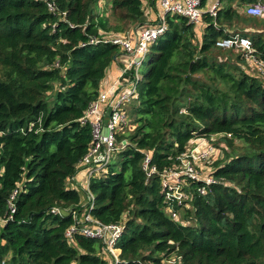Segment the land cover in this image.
Segmentation results:
<instances>
[{
	"label": "trees",
	"instance_id": "trees-1",
	"mask_svg": "<svg viewBox=\"0 0 264 264\" xmlns=\"http://www.w3.org/2000/svg\"><path fill=\"white\" fill-rule=\"evenodd\" d=\"M47 1L54 11L41 0H0V260L113 264L99 239L65 235L81 199L67 182L91 140L81 117L120 53L104 36L143 24V2L154 9L157 0ZM255 1L218 0L199 25L165 15L128 107L134 127L117 136L126 144L107 173L89 181L91 214L123 226L116 264H160L172 253L185 264H264V77L243 68V53L215 45L251 23V54L264 60V15L251 20L234 7ZM210 134L230 152L204 193L189 181V207L173 219L157 173L146 180L144 156L158 172L174 168L190 138Z\"/></svg>",
	"mask_w": 264,
	"mask_h": 264
},
{
	"label": "built area",
	"instance_id": "built-area-1",
	"mask_svg": "<svg viewBox=\"0 0 264 264\" xmlns=\"http://www.w3.org/2000/svg\"><path fill=\"white\" fill-rule=\"evenodd\" d=\"M48 9L54 11L55 5L47 0ZM156 21L136 27L134 36L125 33H108L104 36L105 42H111L119 47V51L127 55L126 64L122 67L120 76L111 85L102 88V79L97 97L91 101L81 117L91 128V140L87 152L76 165L77 171H83L86 177L84 195L86 201L79 209L71 210L74 222L66 229L65 235L71 239L74 233L86 237L99 239L102 243L101 255L111 256L113 264L117 263L119 254L116 243L122 233L121 223H103L91 214L94 206V194L89 189V181L93 177H99L108 171L109 164L116 159L117 153L122 149L126 140L117 141V136L134 126L131 123L128 106L136 98L139 82L143 75L140 72L150 45L165 31V15H180L189 23L198 24L202 15L208 12L215 16L219 6L218 0L205 7L201 0H157ZM243 12L252 17L264 15V0H256L245 6ZM215 45L220 48H239L244 57L251 61L252 70L264 77V60L252 56V45L248 37L239 33H232L228 37L218 39ZM116 58V57H115ZM200 135L190 138L185 150L177 156V164L174 168L156 171L154 165H150V154L146 153L142 162L146 180L157 173L161 190L166 201L165 211L171 218L178 220V210H173L171 203L175 202L180 208L189 207V194L186 188L189 181H202L204 185L198 188L201 193L205 192V185L215 182L211 175L214 167L209 168L208 162L215 152L213 146L216 136ZM76 171V172H77ZM76 174V173H75ZM74 175L68 179L72 181ZM73 188L72 186H70ZM16 194L14 190L10 196V212L14 211L12 200ZM70 210V209H66ZM65 210V213L67 212ZM59 208H52V212H59ZM4 220L0 219V223ZM0 264H8L7 258H2ZM160 264H185L180 254H170L163 258Z\"/></svg>",
	"mask_w": 264,
	"mask_h": 264
},
{
	"label": "rangeland",
	"instance_id": "rangeland-1",
	"mask_svg": "<svg viewBox=\"0 0 264 264\" xmlns=\"http://www.w3.org/2000/svg\"><path fill=\"white\" fill-rule=\"evenodd\" d=\"M216 0H212V2L211 3H209V5H211V4H213L214 2H215ZM105 3V1L104 0H101V1H99V3H98V8L99 7H107V5H105L104 4ZM143 3H145V2H143ZM208 5V6H209ZM219 6H220V3H219ZM218 6V7H219ZM241 6H243V5H241ZM234 7H236V9L239 11V14H243V15H246L244 12H243V10H244V7H243V9H242V7H240L238 4L236 5L235 3H234ZM144 10L146 11L147 10V4H144ZM246 17L248 18V19H253L252 17H249V16H247L246 15ZM202 20V19H201ZM258 20V22L259 23H257L258 25H257V27H259L260 29H263L264 30V17H262V18H260V19H257ZM201 22V21H200ZM200 23H198V24H195V25H199ZM250 25H244L243 26V29H241V30H239L238 32L240 33V34H242V35H244V36H246V37H248L249 38V36H250V33L251 32H253L252 30H254V29H252V26H251V23H249ZM245 27H248V28H245ZM255 31V30H254ZM108 33L107 34H105V37H108ZM227 49V48H226ZM225 51H223V52H221V55L222 54H225L224 53ZM233 53H242V51L239 49V48H233ZM231 59V61H232V63H234V65H239L238 64V62H235V60H234V58H230ZM246 59V58H245ZM147 63H148V57L145 59V61H144V63H143V65H142V67L140 68V72L141 73H143V72H145L146 70H147ZM243 68L244 69H248V70H252V63H251V61L250 60H248V59H246L245 60V62L243 63ZM252 72H255V71H253L252 70ZM130 105V104H129ZM129 107V106H128ZM129 116H130V113H129ZM130 118L131 119H133V116L131 117L130 116ZM221 137H223V135L222 134H219L218 136H216V139H215V141H214V144H213V146H214V148H215V152L212 154V156H211V158L209 159V162H208V167L209 168H212V167H215L216 166V164L218 163V162H221V161H223V160H225L226 158H225V156H226V154L227 153H229L230 152V148H228L226 145H225V143H224V141L221 139ZM237 144H239V142H237ZM237 147H239L240 148V146H237ZM118 155V154H117ZM119 158V157H118ZM115 166H116V169H117V167H118V160H117V164L115 163ZM186 207H184V208H181V209H179L178 211H177V213H178V220H182L181 219V215L183 214V210L185 209ZM190 223H191V220H190ZM106 257H108L109 259H110V261H111V258L109 257V256H107L106 255Z\"/></svg>",
	"mask_w": 264,
	"mask_h": 264
},
{
	"label": "crops",
	"instance_id": "crops-1",
	"mask_svg": "<svg viewBox=\"0 0 264 264\" xmlns=\"http://www.w3.org/2000/svg\"><path fill=\"white\" fill-rule=\"evenodd\" d=\"M211 2H212V0H207L205 7H207L209 5V3H211ZM144 4H146V2ZM144 4H143V7H144ZM144 13L146 16V21L141 25L156 21L157 6H155L154 9L147 6V10L146 11L144 10ZM137 26H139V25H135V26L131 27L126 32V34L133 37L135 34V30H136ZM245 28H248V27H245ZM252 29H254V28L252 27ZM127 58H128L127 55L123 52L122 53L120 52L116 56L115 60L110 64V66L106 70L105 76L103 78L104 80L102 81V88L111 85L115 80H117L119 78L122 67L126 64ZM69 185L80 191V193H81V199L80 200H81V204L83 205L84 202L86 201V198L84 195V188L86 186L85 173L83 171H77L76 174L74 175L72 181L69 183Z\"/></svg>",
	"mask_w": 264,
	"mask_h": 264
},
{
	"label": "water",
	"instance_id": "water-1",
	"mask_svg": "<svg viewBox=\"0 0 264 264\" xmlns=\"http://www.w3.org/2000/svg\"><path fill=\"white\" fill-rule=\"evenodd\" d=\"M115 58V57H114Z\"/></svg>",
	"mask_w": 264,
	"mask_h": 264
}]
</instances>
